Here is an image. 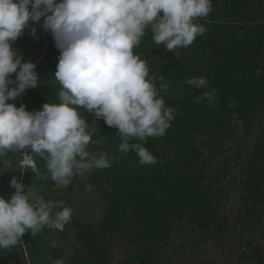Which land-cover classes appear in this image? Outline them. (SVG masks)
Instances as JSON below:
<instances>
[{
  "label": "trees",
  "instance_id": "16d2710c",
  "mask_svg": "<svg viewBox=\"0 0 264 264\" xmlns=\"http://www.w3.org/2000/svg\"><path fill=\"white\" fill-rule=\"evenodd\" d=\"M212 9L208 17L196 21L207 31L190 46L171 52L162 44L156 45L146 29L140 45L133 49L147 61L156 87L169 85L167 92L160 90V96L175 110L163 137L130 141L141 143L156 163L141 165L135 151H119L117 129L79 109L92 140L99 141L89 144V152L107 153L112 164L107 169H93L84 177L74 176L60 198L66 203L77 184L94 188L103 202L99 216L76 217L65 225L64 230L75 228L79 246L65 264H106L104 258L113 248L119 249L129 264H157L163 244L177 233L182 220H189L199 231L215 221L211 195L220 184L217 161L221 157L228 160L230 144L248 136L249 117L264 102V0H212ZM247 20L255 23L247 25ZM42 22L43 18L37 22L36 38H19L23 45L18 49L23 60L36 64L40 84L8 101L16 107L25 105L27 111L39 110L44 103H59L60 85L54 80L59 50L51 34L41 28ZM193 77L205 78L207 85L197 89L184 83ZM11 78L15 79V73ZM203 92L215 95L197 103V95ZM17 159L19 163L21 154ZM34 159L39 171L47 175L45 161L38 155ZM31 175L35 181L27 187L32 186V192L46 201L52 180ZM242 177L239 199L243 209L236 220L248 230L264 219V127L251 146ZM64 230L45 227L35 236L26 232L22 245L0 249V264L5 255L15 262L25 252L41 260L49 256L53 263L59 259L57 240L66 236ZM48 235L56 236L53 244ZM247 253L249 264H264V250L254 247ZM41 260L33 264H44Z\"/></svg>",
  "mask_w": 264,
  "mask_h": 264
},
{
  "label": "clouds",
  "instance_id": "9594fccd",
  "mask_svg": "<svg viewBox=\"0 0 264 264\" xmlns=\"http://www.w3.org/2000/svg\"><path fill=\"white\" fill-rule=\"evenodd\" d=\"M212 10V0H0V158L8 152L19 153L22 169H30L38 178L43 175L58 187H67L74 176L84 177L93 169L110 168L107 153L88 150L90 143L99 141H93L87 131L82 108L117 129L119 151H135L141 165L156 163L141 143L130 141L163 137L175 110L160 96V90L167 92L169 85L163 83L158 89L147 61L133 49L146 29L164 49L186 48L206 33L207 28L196 21ZM41 18V28L51 34L59 50L54 72L60 85L59 103L27 111L25 105L16 107L8 101L36 88L41 79L36 64L23 60L12 42L26 28L36 38L37 29L30 22ZM184 83L203 89L207 80L193 77ZM214 95L203 92L196 102ZM37 155L45 161L47 175L39 171ZM0 167L8 170L9 161L0 159ZM10 186L15 192L7 200L0 197V249L18 245L26 232L35 236L45 227L63 231L71 220L72 209L63 201L46 202L25 192L15 176ZM53 264L64 261L56 259Z\"/></svg>",
  "mask_w": 264,
  "mask_h": 264
},
{
  "label": "rangeland",
  "instance_id": "374dc122",
  "mask_svg": "<svg viewBox=\"0 0 264 264\" xmlns=\"http://www.w3.org/2000/svg\"><path fill=\"white\" fill-rule=\"evenodd\" d=\"M255 20H247V25L254 24ZM38 23L30 22V25L37 27ZM39 27V26H38ZM27 36V30L21 37ZM19 37V38H21ZM19 38L13 41V47L21 48ZM26 50V49H25ZM251 127L248 136L230 144V151L224 157L217 161V168L221 173L220 184L214 189L211 195V207L215 212V221L207 226L205 231H199L189 220H182L173 235L162 246L157 264H249L247 258L250 248L264 250V219L257 225L254 223L248 230L242 229V224L237 223V217L242 214L241 202L239 199L240 185L243 180L242 169L245 160L250 153L251 146L259 136L264 127V102L261 103L255 114L249 117ZM27 149L23 150L26 151ZM19 153L8 152L4 158L10 163V168L5 170L0 167V197H10L15 189L10 186L12 177H18V181L25 188L24 191L33 190V187H27L35 179L27 169H22L17 162ZM29 188V189H28ZM66 187H58L54 181L50 182L49 191L46 192L47 201H62L60 198L64 194ZM72 209V218L76 217L83 220L94 218L101 214L103 202L96 195L94 188H81L75 185L74 189L67 195V201L64 203ZM56 211L62 209H55ZM261 216L264 218V208ZM64 230L66 236L57 240L59 242V259H63L64 264L72 257L73 251L79 246L76 243V230L68 226ZM56 236L48 235L49 243L53 244ZM18 245H22L21 241ZM16 245V246H18ZM15 247V246H14ZM41 257H30L24 253L19 261L11 262L5 255L2 264H28L36 263ZM41 261L44 264H53L49 256H45ZM106 264H129L122 258L119 249L113 248L107 252L104 258Z\"/></svg>",
  "mask_w": 264,
  "mask_h": 264
},
{
  "label": "built area",
  "instance_id": "2783aa9c",
  "mask_svg": "<svg viewBox=\"0 0 264 264\" xmlns=\"http://www.w3.org/2000/svg\"><path fill=\"white\" fill-rule=\"evenodd\" d=\"M57 2H58V0H57Z\"/></svg>",
  "mask_w": 264,
  "mask_h": 264
}]
</instances>
